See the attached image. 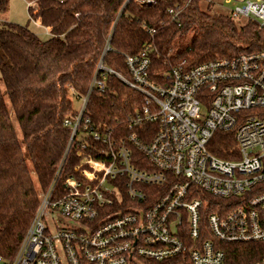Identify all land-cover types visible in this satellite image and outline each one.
Segmentation results:
<instances>
[{"label":"built area","instance_id":"obj_1","mask_svg":"<svg viewBox=\"0 0 264 264\" xmlns=\"http://www.w3.org/2000/svg\"><path fill=\"white\" fill-rule=\"evenodd\" d=\"M220 7L264 29V0ZM125 61L129 77L119 78L143 96L129 134L84 119L91 93L114 74L99 78L101 63L86 96L71 89L80 105L65 122L66 154L16 253L0 264H231L234 244L258 245L261 258L249 264H264V51L157 73L146 52ZM216 133H234L239 158L213 154ZM74 142L79 163L60 190Z\"/></svg>","mask_w":264,"mask_h":264},{"label":"trees","instance_id":"obj_2","mask_svg":"<svg viewBox=\"0 0 264 264\" xmlns=\"http://www.w3.org/2000/svg\"><path fill=\"white\" fill-rule=\"evenodd\" d=\"M10 0H0V14ZM30 18L49 29L42 41L28 26L0 25V257L16 253L51 184L69 144L66 120L77 114L71 89L88 94L99 66L108 74L104 92L94 89L84 119L92 125L129 134L130 116L143 107V96L118 75L129 77L126 56L146 52L151 72L190 69L222 58L264 51V29L202 8V0H156L143 7L129 0H31ZM170 10L181 13L176 19ZM155 30V34L150 32ZM8 98L9 104L6 99ZM255 113L256 110H249ZM17 123L22 137L15 127ZM150 125L146 129H150ZM80 149L74 142L58 183L74 174ZM216 156L235 160L234 133H216ZM232 151V152H231ZM239 155V154H238ZM258 245L227 246L231 264H249Z\"/></svg>","mask_w":264,"mask_h":264},{"label":"rangeland","instance_id":"obj_3","mask_svg":"<svg viewBox=\"0 0 264 264\" xmlns=\"http://www.w3.org/2000/svg\"><path fill=\"white\" fill-rule=\"evenodd\" d=\"M31 0H10L8 12L6 14H0V25L3 23H13L18 24L21 26H28L29 29L34 32L42 41H46L49 38H51L50 32H47V29L43 27L38 21H34L30 18L28 8L30 7ZM212 1V10L220 12L224 15L226 13L223 11V9L220 7V3H222L224 0H210ZM214 3L218 4L214 6ZM207 2H202V8L207 10ZM231 7V6H229ZM232 8V7H231ZM237 25L239 27L243 26L246 21L245 20H237ZM0 86L3 89L4 84L0 80ZM7 103L9 104L8 98L6 99ZM74 104L76 108H79V103L74 100ZM15 127L17 129L18 135L21 138V132L19 130V127L17 123L14 121Z\"/></svg>","mask_w":264,"mask_h":264},{"label":"crops","instance_id":"obj_4","mask_svg":"<svg viewBox=\"0 0 264 264\" xmlns=\"http://www.w3.org/2000/svg\"><path fill=\"white\" fill-rule=\"evenodd\" d=\"M39 22V21H38ZM40 23V22H39ZM47 32H49V29H47Z\"/></svg>","mask_w":264,"mask_h":264}]
</instances>
